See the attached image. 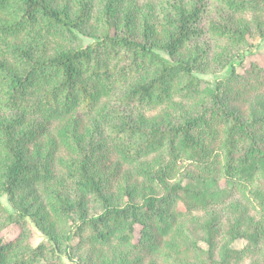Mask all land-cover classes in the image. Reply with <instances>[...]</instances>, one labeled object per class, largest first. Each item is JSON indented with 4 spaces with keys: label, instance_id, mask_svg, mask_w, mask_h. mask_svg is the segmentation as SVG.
<instances>
[{
    "label": "trees",
    "instance_id": "1",
    "mask_svg": "<svg viewBox=\"0 0 264 264\" xmlns=\"http://www.w3.org/2000/svg\"><path fill=\"white\" fill-rule=\"evenodd\" d=\"M252 33L264 0H0V264H264Z\"/></svg>",
    "mask_w": 264,
    "mask_h": 264
},
{
    "label": "rangeland",
    "instance_id": "2",
    "mask_svg": "<svg viewBox=\"0 0 264 264\" xmlns=\"http://www.w3.org/2000/svg\"><path fill=\"white\" fill-rule=\"evenodd\" d=\"M241 59L238 57L239 61L235 62V68L236 71H242L245 66H248L250 63L255 62L258 65L264 66V38L260 37L256 33L248 34L247 35V44L245 49L241 51L240 54ZM241 63V64H239ZM227 72V69L224 68L222 70L216 71V72H205V71H199L197 72V75L203 79H205L207 82H214L215 79L218 77L224 75ZM186 168L181 166V182L182 184H190L193 186L201 187V183L196 179L189 178L188 175L185 172ZM204 184V183H203ZM0 201L6 206L10 207L8 202L5 199V196L0 197ZM41 239L40 232L37 230H34V235L32 238V241L34 243L38 242ZM245 243V240L240 238L236 239L231 243V246L233 247H241ZM200 245L205 248V244L203 242H200ZM62 260L64 261V264H73V260L67 259L66 257H62Z\"/></svg>",
    "mask_w": 264,
    "mask_h": 264
}]
</instances>
